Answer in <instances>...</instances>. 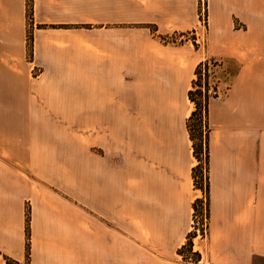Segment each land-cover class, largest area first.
I'll list each match as a JSON object with an SVG mask.
<instances>
[{
    "label": "crops",
    "instance_id": "obj_1",
    "mask_svg": "<svg viewBox=\"0 0 264 264\" xmlns=\"http://www.w3.org/2000/svg\"><path fill=\"white\" fill-rule=\"evenodd\" d=\"M200 1L31 0L29 20L27 0H0V264H264V0H205L201 49L161 40L196 28ZM205 59L225 77L188 261Z\"/></svg>",
    "mask_w": 264,
    "mask_h": 264
},
{
    "label": "rangeland",
    "instance_id": "obj_2",
    "mask_svg": "<svg viewBox=\"0 0 264 264\" xmlns=\"http://www.w3.org/2000/svg\"><path fill=\"white\" fill-rule=\"evenodd\" d=\"M198 13H199V17H198L199 22L196 28L187 32L173 33L167 36H161V40H163L164 42H171V43H181L183 41H186L193 44V46L196 49L197 48L201 49L204 42L203 40L205 38L206 23H207L205 0L200 1ZM28 55H30V51ZM204 61H206V67L205 68L202 67L200 71L201 73L200 89L202 92H204V88L202 84L205 80L208 86L206 94L210 96L209 98L210 100L211 98L216 97L218 95L221 87L219 84L222 83L225 77V70L223 68V61H218L214 59H205ZM224 62L227 63L228 67L231 66L230 67L231 69L234 68L235 66L234 63L229 60H224ZM32 72L34 74L37 73L38 70L33 68ZM193 110H194V105H193ZM199 114L201 119L198 120L199 115H197L193 118V121L191 122L192 125L191 133L193 134L194 137L195 149L192 147V141L190 140L192 147V156H193V167H192L193 170L191 169L193 189L200 190V191H196L197 194H199V197H197V199L194 201V205L196 206L195 209L197 208V212L194 211L192 212V219L190 224L191 229L187 236V241L182 246L183 248L181 247L178 250V253L182 255V258L188 261H193L195 254L194 251H191L193 240L195 239L197 243L199 240L204 239L206 236V226H207L206 225L207 223V212H206L207 156L205 154L206 152L204 150V147L202 145L200 146L201 143L199 141V135L200 133L201 135H204L206 132H208V127L203 110H200ZM71 136H72V143H74L75 140H78V136H79L78 126H76V128L75 127L73 128L71 132ZM201 224H204V226H201Z\"/></svg>",
    "mask_w": 264,
    "mask_h": 264
},
{
    "label": "trees",
    "instance_id": "obj_3",
    "mask_svg": "<svg viewBox=\"0 0 264 264\" xmlns=\"http://www.w3.org/2000/svg\"><path fill=\"white\" fill-rule=\"evenodd\" d=\"M27 10H28V18L30 20L31 19V17H30L31 0H27ZM27 41L30 44V41H31L30 33L27 34ZM202 67H204V68L206 67V61H201L196 65V67L194 69L195 78L192 80L191 88L187 92V97H188L189 101L193 103L194 110L191 111L190 115L188 116V118L186 120V128H187V131L189 133V138L192 141V147L194 149H195V144H194L193 134L191 133V126H192L191 122L193 121V118L197 115H199L198 120L201 119L200 114H199L200 110H203L204 115H205V120H206V118H207V104H208V101L210 98V96H208L206 94L208 86H207V82L205 80L202 84L203 88H204V92H202L200 89V86H201V83H200L201 73H200V71H201ZM206 123H207V121H206ZM199 141L201 143L200 146L202 145L204 147V150L206 152L205 154L207 156V132L204 135H201V133H200ZM206 190H207V179H206ZM195 207L196 206L194 205V202H193V205H192L193 211L197 212V208L195 209ZM25 215H26V218H25V223H26L25 224V234H26L25 249H26L27 258H28V251H29V228H28L29 215H28V209H27ZM187 246H189V245H187ZM198 257H199L198 253L195 252L193 260H197ZM2 259L8 264H19L18 262L11 260L10 258H8L5 255H2Z\"/></svg>",
    "mask_w": 264,
    "mask_h": 264
},
{
    "label": "built area",
    "instance_id": "obj_4",
    "mask_svg": "<svg viewBox=\"0 0 264 264\" xmlns=\"http://www.w3.org/2000/svg\"><path fill=\"white\" fill-rule=\"evenodd\" d=\"M201 226H204V224H201Z\"/></svg>",
    "mask_w": 264,
    "mask_h": 264
}]
</instances>
